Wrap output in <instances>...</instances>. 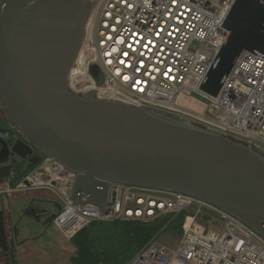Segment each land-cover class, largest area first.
<instances>
[{"label": "water", "instance_id": "1", "mask_svg": "<svg viewBox=\"0 0 264 264\" xmlns=\"http://www.w3.org/2000/svg\"><path fill=\"white\" fill-rule=\"evenodd\" d=\"M97 1L0 0V108L19 134L0 140V164L52 158L78 175L73 199L100 210L109 183L189 195L264 238L263 156L187 122L69 91ZM224 27L227 42L201 88L214 97L243 51L264 58V0H236ZM11 165L0 169V185ZM0 253L16 264L3 212Z\"/></svg>", "mask_w": 264, "mask_h": 264}, {"label": "built area", "instance_id": "2", "mask_svg": "<svg viewBox=\"0 0 264 264\" xmlns=\"http://www.w3.org/2000/svg\"><path fill=\"white\" fill-rule=\"evenodd\" d=\"M235 2L98 0L69 73V91L187 122L264 157V58L243 51L217 96L201 90L227 42L224 26ZM12 132H0V140L9 141ZM77 176L41 156L21 181L13 184L10 177L1 184L0 195L54 194L60 211L53 224L70 241L96 222L148 223L185 215L176 247L157 237L128 264H264V238L204 200L109 183L100 210L73 199Z\"/></svg>", "mask_w": 264, "mask_h": 264}, {"label": "rangeland", "instance_id": "3", "mask_svg": "<svg viewBox=\"0 0 264 264\" xmlns=\"http://www.w3.org/2000/svg\"><path fill=\"white\" fill-rule=\"evenodd\" d=\"M0 124L4 125L7 130H12L13 137H17V129L5 118L0 117ZM20 197L24 199L32 197L24 208L28 209L34 202L39 208L38 213L41 218L23 216L22 208L17 204ZM58 202L54 194L42 191L16 195L6 200L4 206L2 205L3 210L0 212L4 211L7 215L6 225L8 227L11 224L13 228L11 235L14 244L12 246L15 249L17 264H72L74 256L72 242L54 224L50 226L46 224L47 216L58 213L56 209ZM0 203L3 202L0 201ZM180 239L181 237L177 238L169 233L159 236L161 244L172 248L178 245Z\"/></svg>", "mask_w": 264, "mask_h": 264}, {"label": "trees", "instance_id": "4", "mask_svg": "<svg viewBox=\"0 0 264 264\" xmlns=\"http://www.w3.org/2000/svg\"><path fill=\"white\" fill-rule=\"evenodd\" d=\"M35 165L18 162L11 177L21 181ZM184 214L165 216L154 222H96L81 231L72 244V264H128L153 239L163 233L181 237Z\"/></svg>", "mask_w": 264, "mask_h": 264}, {"label": "crops", "instance_id": "5", "mask_svg": "<svg viewBox=\"0 0 264 264\" xmlns=\"http://www.w3.org/2000/svg\"><path fill=\"white\" fill-rule=\"evenodd\" d=\"M0 117L1 118H5V120L7 121V119H6V117H5V115H4V113H3V111H2V109L0 108ZM17 137H19V134H18V132H17ZM15 137H11V139L10 140H13ZM29 194H31V193H29ZM27 196H29V195H27ZM32 197H30V198H27V199H24L23 197H20L19 198V200H18V202H17V204L18 205H20V207L22 208L21 209V212H22V214H23V216H27V217H32V218H34V219H36V218H41V217H39V213H38V206L33 202V203H31V206L28 208V209H25L24 208V206H26V204L28 203V202H30V199H31ZM6 200H8V198L6 197V196H2V195H0V201H2L3 203H0V210H3L2 209V205L4 206L5 205V202H6ZM56 209H57V211H58V213H59V205L58 204H56ZM26 211V212H25ZM34 214L33 216H31L30 214ZM58 213H56V215H51V216H47L48 218H47V220H46V224H47V226H50V225H53V221H54V219H55V217L57 216V214ZM3 214H4V216H5V219H7L6 218V213L3 211ZM24 214H26V215H24ZM43 216H46V215H43ZM5 223H6V220H5ZM11 225V224H10ZM10 225H8V227H7V225H6V232H7V236H8V240H9V242L11 243V245H13L14 243H13V239H12V235H11V233H12V230H13V228L10 226ZM45 226V225H44ZM7 228H8V230H7ZM74 255H75V248H74Z\"/></svg>", "mask_w": 264, "mask_h": 264}, {"label": "flooded vegetation", "instance_id": "6", "mask_svg": "<svg viewBox=\"0 0 264 264\" xmlns=\"http://www.w3.org/2000/svg\"><path fill=\"white\" fill-rule=\"evenodd\" d=\"M17 164H18V162H17L15 165H11L10 162L7 163V164H0V169L5 168V167L11 165V168H12V174H13V173H14L15 166H16ZM59 208H60V206H59ZM14 250H15V249H14ZM14 253H15V251H14ZM1 255H3V253H0V256H1ZM0 264H5V260L2 259L1 257H0ZM16 264H17V262H16Z\"/></svg>", "mask_w": 264, "mask_h": 264}]
</instances>
